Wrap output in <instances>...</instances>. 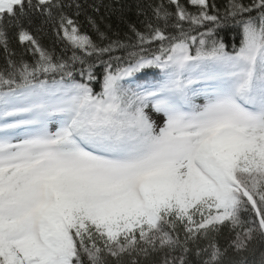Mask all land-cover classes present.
I'll return each instance as SVG.
<instances>
[{
  "label": "snow or ice",
  "instance_id": "1",
  "mask_svg": "<svg viewBox=\"0 0 264 264\" xmlns=\"http://www.w3.org/2000/svg\"><path fill=\"white\" fill-rule=\"evenodd\" d=\"M0 52V264H264V0H0Z\"/></svg>",
  "mask_w": 264,
  "mask_h": 264
},
{
  "label": "trees",
  "instance_id": "2",
  "mask_svg": "<svg viewBox=\"0 0 264 264\" xmlns=\"http://www.w3.org/2000/svg\"><path fill=\"white\" fill-rule=\"evenodd\" d=\"M132 19L134 20L135 17L133 16ZM222 35H224V33H222ZM46 45L50 46L52 41L50 37H45L44 41H43ZM225 42L228 43L229 42V38L227 36H225ZM4 64V56L2 54V52H0V66H2Z\"/></svg>",
  "mask_w": 264,
  "mask_h": 264
}]
</instances>
